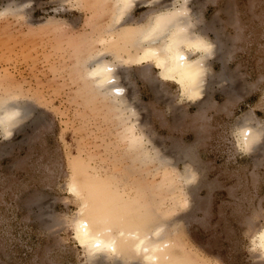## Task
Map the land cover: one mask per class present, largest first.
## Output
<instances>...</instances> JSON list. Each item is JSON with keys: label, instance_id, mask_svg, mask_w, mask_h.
Wrapping results in <instances>:
<instances>
[{"label": "rangeland", "instance_id": "rangeland-1", "mask_svg": "<svg viewBox=\"0 0 264 264\" xmlns=\"http://www.w3.org/2000/svg\"><path fill=\"white\" fill-rule=\"evenodd\" d=\"M100 3L0 0V98L17 96L30 108L7 139L0 131V264H141L90 259L78 246L72 222L80 201L67 190L74 170L110 179L134 213L154 215L149 230L163 224L186 264H264L252 244L264 225V141L253 153L236 144L241 120L264 126V0H191L198 27L219 43V61H209L208 87L194 103L180 101L178 86L160 81L150 65L116 67L139 109L147 150L172 163L191 149L196 178L178 189L127 150L133 142L122 139L118 116L86 78L91 55L105 49L109 15ZM149 9L132 7L131 22L144 21ZM222 73L230 86L216 79ZM179 162L172 173L183 169ZM178 191L183 207L173 199Z\"/></svg>", "mask_w": 264, "mask_h": 264}, {"label": "bare ground", "instance_id": "bare-ground-1", "mask_svg": "<svg viewBox=\"0 0 264 264\" xmlns=\"http://www.w3.org/2000/svg\"><path fill=\"white\" fill-rule=\"evenodd\" d=\"M75 1L80 5L83 3V0ZM108 1L111 4L108 9L104 5L106 0H100L99 7H104L109 15V22L100 36L105 49L91 55L94 57L91 61L89 58L86 78L96 95L103 100L104 107L118 116V124L123 128L122 139L128 137L133 142L127 146V150L136 155L140 164H153L152 169L164 170L162 185L166 183L178 189L181 184L187 188L196 178L195 171L190 169L191 149H180L179 155H175V162L173 155L172 163L153 146L151 152L147 150L144 135L137 133V126L140 125L136 112L139 109L136 110L126 88L119 82L117 68L134 63L150 65L156 70V77L160 81L178 86L180 101L194 103L208 87L209 61L219 57L218 40L211 41L198 27L199 14L191 10V0ZM140 4L150 9L144 21L133 23L128 14L132 7ZM216 79L229 86L232 82L225 73L219 74ZM10 96L0 98V131L4 140L19 129L25 116L30 113L29 106L17 104V96ZM240 122L242 124L236 133L237 147L253 153L264 141V126L251 118ZM173 152L172 149L170 153ZM179 161L184 165L183 169L172 173ZM113 185L110 179L91 180L78 170L70 174L68 193L80 201L78 216L72 222L73 237L88 257H104L112 261L137 258L141 264H186V258L182 260L177 254L179 245L165 238L164 225H156L149 230L155 222L154 215L142 210L134 213L135 204L125 200L118 189H113ZM184 198L181 191L173 199L183 207L182 203L185 205L186 202ZM114 226L119 229L113 231ZM252 244L254 251L264 258V225L253 235Z\"/></svg>", "mask_w": 264, "mask_h": 264}]
</instances>
